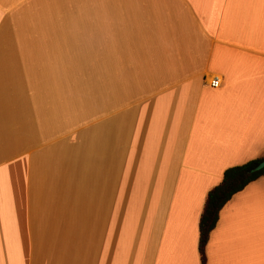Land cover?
<instances>
[{
    "label": "crops",
    "instance_id": "obj_1",
    "mask_svg": "<svg viewBox=\"0 0 264 264\" xmlns=\"http://www.w3.org/2000/svg\"><path fill=\"white\" fill-rule=\"evenodd\" d=\"M24 1L0 0V264H201L208 192L264 158V0L64 17L57 0L36 18ZM206 258L264 264V175L222 208Z\"/></svg>",
    "mask_w": 264,
    "mask_h": 264
},
{
    "label": "trees",
    "instance_id": "obj_2",
    "mask_svg": "<svg viewBox=\"0 0 264 264\" xmlns=\"http://www.w3.org/2000/svg\"><path fill=\"white\" fill-rule=\"evenodd\" d=\"M263 159L257 158L226 169L220 183L208 192L205 207L199 220L198 248L201 264H207L206 246L211 232L218 223L220 211L235 194L264 175V169L255 173L250 172Z\"/></svg>",
    "mask_w": 264,
    "mask_h": 264
},
{
    "label": "rangeland",
    "instance_id": "obj_3",
    "mask_svg": "<svg viewBox=\"0 0 264 264\" xmlns=\"http://www.w3.org/2000/svg\"><path fill=\"white\" fill-rule=\"evenodd\" d=\"M83 0H61V3L65 6V8H66V11H61L60 12V14H61V17H64V15H69V13H70V10H73V8H75V5H76V3L79 5L80 4V2H82ZM57 2V0H25L24 1V7H23V9L25 10V8H27V6H30L29 8H28V13L31 15V13H32V15L34 16L33 18H36L37 16H39V14H33V12L34 11H37L38 9L37 8H39V7H41V6H43V4L42 3H45L44 4V6H45V8H50L54 3H56ZM26 6V7H25ZM53 7V6H52ZM34 8V9H33ZM22 9V10H23ZM39 12H41V11H39ZM48 12V11H47ZM26 17H30V16H28V14H27V16ZM49 17V16H48ZM68 17V16H67ZM50 18V17H49ZM77 77L79 78V79H84L86 76L83 74V73H80L79 75H77ZM80 116V117H79ZM78 117V122H80L81 121V115H79ZM83 120H84V117L82 118ZM74 125V124H73ZM72 125V126H73ZM69 127H70V124H67V126H66V128H68V129H65L66 131H69ZM79 127H83L82 129L84 130L85 129V123L83 124H79ZM60 128H62V127H60ZM80 131V130H79ZM62 132V131H61ZM61 132H59V133H61ZM47 137H49V136H47ZM49 141H55V139H52V138H50V139H48ZM57 141V140H56ZM63 141H65L66 143H68V140L66 139V138H63ZM41 142H42V144H44L46 141L44 140V139H42L41 140ZM47 143V142H46Z\"/></svg>",
    "mask_w": 264,
    "mask_h": 264
},
{
    "label": "water",
    "instance_id": "obj_4",
    "mask_svg": "<svg viewBox=\"0 0 264 264\" xmlns=\"http://www.w3.org/2000/svg\"><path fill=\"white\" fill-rule=\"evenodd\" d=\"M262 169H264V159H263L260 163H258L256 166H254V167L250 170V172H251V173H255V172H259V171H261Z\"/></svg>",
    "mask_w": 264,
    "mask_h": 264
},
{
    "label": "built area",
    "instance_id": "obj_5",
    "mask_svg": "<svg viewBox=\"0 0 264 264\" xmlns=\"http://www.w3.org/2000/svg\"><path fill=\"white\" fill-rule=\"evenodd\" d=\"M210 85L213 87V88H218L219 85H220V81H219V78L218 77H213L210 81Z\"/></svg>",
    "mask_w": 264,
    "mask_h": 264
}]
</instances>
